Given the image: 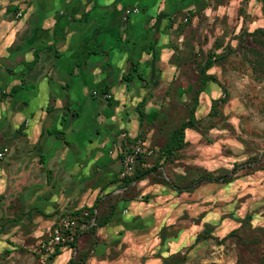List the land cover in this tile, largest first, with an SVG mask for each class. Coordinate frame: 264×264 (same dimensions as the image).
I'll return each mask as SVG.
<instances>
[{
  "label": "crops",
  "instance_id": "obj_1",
  "mask_svg": "<svg viewBox=\"0 0 264 264\" xmlns=\"http://www.w3.org/2000/svg\"><path fill=\"white\" fill-rule=\"evenodd\" d=\"M204 1L0 0V153L7 150L0 158V221L20 219L8 226L17 229L44 220L50 229L65 216L79 218L94 205L96 212L114 204L107 223L96 226L89 250L70 246L74 237L51 244L48 235L39 241L46 250L37 261L26 245L31 235L0 231V264L142 263L125 243L174 228L181 213L195 221L177 229L174 250H196L227 236L232 220L201 202L192 206L194 195L149 177L138 182L139 198L123 200V180L132 175L121 178L123 153L137 140L152 146L148 138L167 106L159 97L193 93L188 84L169 91L190 63L180 16ZM216 91L209 82L202 94ZM158 151L154 147L152 155ZM208 185L219 184H203L190 194H202ZM208 228L210 238L197 241ZM55 249L59 254L53 256Z\"/></svg>",
  "mask_w": 264,
  "mask_h": 264
},
{
  "label": "rangeland",
  "instance_id": "obj_2",
  "mask_svg": "<svg viewBox=\"0 0 264 264\" xmlns=\"http://www.w3.org/2000/svg\"><path fill=\"white\" fill-rule=\"evenodd\" d=\"M180 21L183 28L179 34L184 39L186 59L190 63L182 66L181 77L172 81L169 93L184 84L190 85L193 91L197 88L201 61L210 51L220 57L209 70L220 85L215 93L199 96L194 112L197 129L187 132L185 147L165 161L159 159V152L145 158L148 168L156 164L165 166L160 170L171 181L183 179L180 185L189 184L198 175L196 169L217 174L230 170L233 163L245 161L254 168L239 167L236 174L264 169V0H206L191 14L181 15ZM222 88L228 93V101L216 104L214 113L213 101L224 98ZM192 95L171 93L159 97L167 100L164 101L167 106L160 110L163 121L154 125L148 138L152 149L156 147L158 151L169 133L189 118L194 104ZM91 102L96 103V100ZM155 177L157 173L151 174L149 179L157 181ZM138 184L128 188L123 198H139ZM232 185H208L202 194L188 192V198L194 195L192 206L198 207L201 202L203 209L220 211L226 220H232L233 228L226 235L236 230L234 235L209 240L196 250L185 247L176 251L171 246L172 243L179 246V235H174L175 232L185 223L195 221L181 213L174 228H165L160 235H136L131 243H125L142 259V263L137 260L133 264H264V172L240 177ZM147 211L151 209L146 208ZM102 213H107L106 208L96 209L93 215L80 214L76 226L64 232L66 237H74L68 244L78 250H89L94 243L97 215ZM17 221L20 219L10 220L11 223ZM10 222L1 220L0 231L31 235L34 240L26 245H32L30 252L37 254L38 261L46 250L44 242L39 241L47 239L48 235L52 238L57 224L47 229L44 220H31L18 225V231L8 227ZM83 224L87 228L81 232ZM209 233L212 232L208 228L204 234Z\"/></svg>",
  "mask_w": 264,
  "mask_h": 264
},
{
  "label": "trees",
  "instance_id": "obj_3",
  "mask_svg": "<svg viewBox=\"0 0 264 264\" xmlns=\"http://www.w3.org/2000/svg\"><path fill=\"white\" fill-rule=\"evenodd\" d=\"M162 18L161 15H159L156 19V23H158L160 21V19ZM218 60H220V57L217 56V54L214 51H210L205 58L201 61V66L199 68L198 71V86L197 88L194 89L193 91V95H192V101H193V106L192 109L189 112V118L183 122H181V124L176 127L175 129H173L170 133H169V137L168 139L164 142V144L162 146H160L159 148V159H162L163 157L165 158H169L174 156L175 153H178L179 151H181L186 143L184 141L185 139V135L184 132L186 129H197V120L195 119L194 116V112L197 106V102H198V98L199 96L203 93L204 87L209 83H215L217 85H220L217 77L215 75L212 74H208L207 72L213 68L216 63L218 62ZM154 72L156 71V68L153 67L152 69ZM126 80H130L129 77L125 78ZM21 88V86H16L13 88V92H17L19 89ZM223 93H224V98L223 99H218L213 101L214 105H213V112L216 113L217 109H216V104L221 103V104H225L228 100V93L226 92L225 89H223ZM145 103V99L143 98L139 103H138V108H140L141 106H143ZM139 118H140V124H142L143 120H144V114L139 110ZM146 159H143L141 157L137 158L136 164H135V168H134V172L133 174L128 177L127 179L123 180V188H130L132 186V184L136 181V183L140 182L141 180H144L145 178L149 177L151 174L157 173V178L158 180L156 182L166 185L169 188H172L173 190H175L178 194H182L184 192H193L194 189H196L197 187L203 185V184H211V183H217V184H221V185H227L232 183L233 181L239 179L240 177H244V176H249L254 174L257 171H263V168L260 169H252L249 172H245L243 173V175H238L235 173V170L238 169L239 167H246L247 169H251L254 168V166L252 167V164L249 161H245L241 164L238 163H233L232 168L230 170H225L222 172H219L217 174H215L216 172H210V171H205L200 172L196 177H194L191 182L189 184H185V185H180L181 180L179 179L177 182L175 181H171L168 176L163 174V171L160 170V165L156 164L150 168L145 167L143 164H146ZM155 181V179H154ZM136 198H126L124 197L123 200L125 201H130V200H135ZM144 200V199H143ZM109 210L112 211V209H114V204H109ZM99 207V206H98ZM96 208V205L92 206L90 209H88V211H90V215H93L94 209ZM109 210H107L108 212L106 214L102 213L101 215H97V222H96V226H101L107 223V221L109 220ZM78 214V213H77ZM74 215V214H73ZM77 216V215H76ZM236 230H232L229 234H227L228 237L232 236L235 234ZM210 235V233H209ZM224 237L223 239L227 238ZM208 238H210L207 234H201L197 237V241H199L200 239L202 240H207ZM59 254V250L55 249V252L53 254V256L58 255Z\"/></svg>",
  "mask_w": 264,
  "mask_h": 264
},
{
  "label": "built area",
  "instance_id": "obj_4",
  "mask_svg": "<svg viewBox=\"0 0 264 264\" xmlns=\"http://www.w3.org/2000/svg\"><path fill=\"white\" fill-rule=\"evenodd\" d=\"M127 13L129 14V11H127ZM6 151L7 150L4 149L3 152L0 153V158L3 157ZM153 153L154 149L148 147L143 141L137 140L135 143H133L129 147V149H127L123 153L121 178L125 179L127 176L133 174L138 157H140L141 155H145L146 157H148ZM78 219L79 218L75 215H68L61 219L53 230V235L50 243L59 245L65 242L66 236L64 235V232L74 228L77 224Z\"/></svg>",
  "mask_w": 264,
  "mask_h": 264
},
{
  "label": "water",
  "instance_id": "obj_5",
  "mask_svg": "<svg viewBox=\"0 0 264 264\" xmlns=\"http://www.w3.org/2000/svg\"><path fill=\"white\" fill-rule=\"evenodd\" d=\"M136 182V181H135Z\"/></svg>",
  "mask_w": 264,
  "mask_h": 264
}]
</instances>
